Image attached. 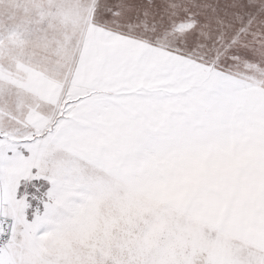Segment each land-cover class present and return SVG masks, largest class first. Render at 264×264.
I'll list each match as a JSON object with an SVG mask.
<instances>
[{
  "label": "snow or ice",
  "instance_id": "1",
  "mask_svg": "<svg viewBox=\"0 0 264 264\" xmlns=\"http://www.w3.org/2000/svg\"><path fill=\"white\" fill-rule=\"evenodd\" d=\"M0 264H264V0H0Z\"/></svg>",
  "mask_w": 264,
  "mask_h": 264
}]
</instances>
